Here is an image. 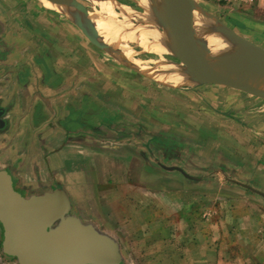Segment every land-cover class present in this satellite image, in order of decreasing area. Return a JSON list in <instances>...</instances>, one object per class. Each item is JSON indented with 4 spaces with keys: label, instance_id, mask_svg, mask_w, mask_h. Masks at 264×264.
I'll return each mask as SVG.
<instances>
[{
    "label": "crops",
    "instance_id": "crops-1",
    "mask_svg": "<svg viewBox=\"0 0 264 264\" xmlns=\"http://www.w3.org/2000/svg\"><path fill=\"white\" fill-rule=\"evenodd\" d=\"M222 1L254 4L241 28L236 24L244 32L224 21L252 41L264 36V0ZM44 9L37 0H0V148L15 188L26 197L63 191L66 216L112 238L120 264H264V210L257 213L263 208L251 198L252 191L262 197L264 191L230 179L238 194L224 193L211 174L184 164L182 170L159 166L150 153L155 157V139L140 155L134 143L109 134L122 123L115 129L87 123L83 113H93L96 100L83 90V103L77 101L76 86L91 50V57L78 59L76 51H61L71 43ZM104 110L109 117L108 108L94 113L100 117ZM121 228L128 238L120 239Z\"/></svg>",
    "mask_w": 264,
    "mask_h": 264
},
{
    "label": "rangeland",
    "instance_id": "rangeland-1",
    "mask_svg": "<svg viewBox=\"0 0 264 264\" xmlns=\"http://www.w3.org/2000/svg\"><path fill=\"white\" fill-rule=\"evenodd\" d=\"M77 1L92 11L95 8L101 10L100 3L104 0ZM196 1L223 21L230 22L240 32L244 30L236 27V24H243L245 11L254 7V4L229 5L226 1L219 2V0ZM37 2L45 8L44 11L53 14L55 23L60 24L61 38L64 34L63 37L71 43L70 47L74 45L72 49L61 46V51H76L78 59L84 54L91 57L90 53H87L88 49L91 50L92 58L89 62L86 61V67H79L81 72L78 74L80 77L77 81L81 83L78 87L76 86L77 101L83 103L84 99L79 94L83 90H90L96 100V103L91 106L93 113L91 112L90 115L83 113L87 123L92 122L98 125L102 123V128L114 127V129L116 124L122 123L123 126L119 128V130L122 129L121 131L114 130L109 134L114 140L117 138L124 143H129V146L134 143L130 147L134 152L138 150L140 155L151 149V147L147 149L148 144H154L155 139L158 141L155 157L152 151L150 153L159 166L164 164L169 169L180 170L179 166L184 164L191 168L192 172H203L202 174L208 176L211 174L218 177L220 191L225 190L224 193L238 194L237 190L233 191L235 187H238L233 185L232 183L235 182L230 179L249 183L264 191L263 96H255L244 89L221 83L204 82L174 86L158 81L152 76L128 67L104 48L94 44L64 13L56 8L47 7L41 0ZM117 2L119 3L117 8L128 6L135 13L146 12L138 3L139 0H117ZM134 23L146 24V20L136 15ZM157 26L161 32H165L162 25ZM257 28L259 29V26ZM68 29L70 32L67 34ZM252 38L255 43H261L264 40V36ZM147 40V43L152 42L150 36ZM143 48L139 41L132 42L129 47L132 51H140ZM162 55L174 64L181 62L179 58L172 55ZM160 56L161 54L158 53L147 52L137 55L132 62L135 63L134 61L139 59L143 65L151 66ZM101 108H108L111 115L108 117L105 110L102 116L95 115L94 109ZM77 111L79 113L81 110ZM107 119H111L112 123H108ZM2 132L0 131V143L4 142L5 138ZM110 135L108 138H111ZM4 158L5 154L0 148V169H5ZM17 184L21 186L19 181ZM218 188L214 186L211 191L217 192ZM204 190L207 191V189ZM233 197L238 199L242 196ZM221 198L223 197L217 199ZM251 198L253 203L263 208L260 207L262 210L257 213H263L264 197L252 191ZM245 225L246 228L249 227L248 224ZM100 228L106 230L102 225ZM118 236L121 240L128 238L122 228ZM127 248L130 251V246ZM122 263H125V260ZM0 264H19L17 257L7 255L5 251L4 227L1 220Z\"/></svg>",
    "mask_w": 264,
    "mask_h": 264
},
{
    "label": "water",
    "instance_id": "water-1",
    "mask_svg": "<svg viewBox=\"0 0 264 264\" xmlns=\"http://www.w3.org/2000/svg\"><path fill=\"white\" fill-rule=\"evenodd\" d=\"M69 1L50 0L94 44L104 48L128 67L151 76L133 63L132 59L153 51L130 50L131 59L125 52L117 50L107 34L98 28L97 22L70 9ZM72 1L84 11H89L79 1ZM155 1H164L177 8L181 17V24L177 25L168 19L165 21L158 10L153 11L155 19L167 33L168 41L171 40L167 44V52H162L179 58L181 62L176 63L177 67L189 68L209 58L216 59L220 54L228 55L233 58L235 72L239 77L230 81L218 74L203 83L230 85L264 97V64L260 62V58L264 60V46L238 33L196 0ZM197 13L209 20L208 27L197 26ZM211 37L216 39L214 43L210 41ZM154 44L148 42L149 46ZM214 49L221 51L215 52ZM68 209L69 200L63 191L26 197L15 188L11 173L0 169V220L4 227V248L7 254L17 257L19 264H120L122 256L118 244L90 225L65 218Z\"/></svg>",
    "mask_w": 264,
    "mask_h": 264
},
{
    "label": "bare ground",
    "instance_id": "bare-ground-1",
    "mask_svg": "<svg viewBox=\"0 0 264 264\" xmlns=\"http://www.w3.org/2000/svg\"><path fill=\"white\" fill-rule=\"evenodd\" d=\"M44 5L56 8L50 0H41ZM140 5L144 7L146 12L135 13L128 6H120L117 0H104L100 3L101 10L98 8L92 11H84L80 5L74 1H69L70 9L82 13L97 22L98 28L107 34V38L115 44L117 50L125 52L131 59V51L129 47L132 42L139 41L143 45L142 51L150 50L153 53L161 54L160 58L154 60V65H143L142 61L137 59L134 62L143 70L148 72L158 81L170 83L174 86H188L203 83L206 79H210L214 75H220L226 80H236L239 76L235 72L233 58L228 55L220 54L218 58H209L203 62L193 64L189 68L180 69L173 62L168 61L162 54L167 52L168 41L167 33L159 30V22L155 19L153 11L158 10L160 16L167 21L181 24V17L177 8L168 5L166 2L155 0H139ZM156 8V9H155ZM136 15L143 17L146 24L134 23ZM122 17V19H120ZM196 21L198 27H208L209 20L203 15L197 13ZM152 38L154 45H148L147 37ZM168 41V42H167ZM210 41L214 43L215 38L211 37ZM150 42V43H152ZM157 42V43H156ZM215 52L221 50L214 49ZM261 64L264 60L260 58ZM180 69V70H179Z\"/></svg>",
    "mask_w": 264,
    "mask_h": 264
}]
</instances>
